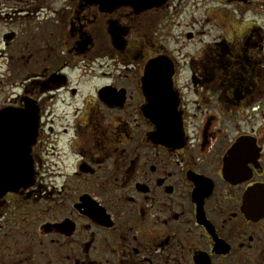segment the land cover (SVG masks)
Here are the masks:
<instances>
[{"label": "flooded vegetation", "instance_id": "1", "mask_svg": "<svg viewBox=\"0 0 264 264\" xmlns=\"http://www.w3.org/2000/svg\"><path fill=\"white\" fill-rule=\"evenodd\" d=\"M0 193V264H264V0H0Z\"/></svg>", "mask_w": 264, "mask_h": 264}, {"label": "water", "instance_id": "2", "mask_svg": "<svg viewBox=\"0 0 264 264\" xmlns=\"http://www.w3.org/2000/svg\"><path fill=\"white\" fill-rule=\"evenodd\" d=\"M129 0H102V2H105V3H109V4H114V5H120L124 2H127ZM132 1V0H131ZM116 39V36L115 38ZM166 63L160 59L158 60H154V61H151L147 67V70H146V74H145V77H144V88H145V91H146V97H147V105L145 106V114L149 117V118H152V115H153V107H154V100L159 98L161 99V96H155L153 95V93L151 94V91H152V88H151V82L152 80L155 79V74L156 71H155V68L156 69H159L161 67H165ZM160 74L162 75H170L171 73L168 72V73H163L161 72ZM162 110L161 108H159V113H161ZM161 132V134L165 135V136H170L171 133H174L175 135H178V133L181 131L180 128H174L173 130H167V129H161L159 130ZM170 132V134H169ZM173 135V134H172ZM171 135V136H172ZM170 136V137H171ZM6 188H9L6 186ZM7 190V189H5ZM2 193H0V196H1Z\"/></svg>", "mask_w": 264, "mask_h": 264}, {"label": "rangeland", "instance_id": "3", "mask_svg": "<svg viewBox=\"0 0 264 264\" xmlns=\"http://www.w3.org/2000/svg\"><path fill=\"white\" fill-rule=\"evenodd\" d=\"M175 35H176V37L178 38V40H179L180 42L183 41L182 37L185 38L184 35H181V34H179V33H177V32H175ZM184 41H186V38H185ZM194 48H195V47H188V51H192Z\"/></svg>", "mask_w": 264, "mask_h": 264}]
</instances>
